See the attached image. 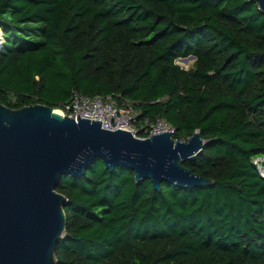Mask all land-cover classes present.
Returning <instances> with one entry per match:
<instances>
[{
	"label": "trees",
	"instance_id": "obj_1",
	"mask_svg": "<svg viewBox=\"0 0 264 264\" xmlns=\"http://www.w3.org/2000/svg\"><path fill=\"white\" fill-rule=\"evenodd\" d=\"M0 102L58 108L76 90L125 99L135 124L200 130L183 189L97 158L62 176L57 264H264V13L252 0H0ZM193 55L185 69L178 59ZM143 134L144 131H141Z\"/></svg>",
	"mask_w": 264,
	"mask_h": 264
},
{
	"label": "water",
	"instance_id": "obj_2",
	"mask_svg": "<svg viewBox=\"0 0 264 264\" xmlns=\"http://www.w3.org/2000/svg\"><path fill=\"white\" fill-rule=\"evenodd\" d=\"M252 1L264 13V0ZM205 144L200 130L188 140L169 131L142 139L46 104L15 109L0 102V264H57L67 221L68 198L56 190L62 176H83L100 158L110 171L132 169L137 184L149 179L157 192L164 181L189 190L209 187L213 180L183 164Z\"/></svg>",
	"mask_w": 264,
	"mask_h": 264
},
{
	"label": "built area",
	"instance_id": "obj_3",
	"mask_svg": "<svg viewBox=\"0 0 264 264\" xmlns=\"http://www.w3.org/2000/svg\"><path fill=\"white\" fill-rule=\"evenodd\" d=\"M58 108L64 116L68 115L77 120V116L80 115L81 118L98 120L102 122V126L106 129L125 128L134 136L142 139L165 131L171 132L172 135L176 132L175 127L169 122L164 119H157L155 122L146 120L143 130H141L144 131L142 134L135 124L138 112L133 104L125 99L122 103H119L112 95L87 96L73 90L70 100ZM255 164L258 166L257 163ZM261 174L264 177V173L261 172Z\"/></svg>",
	"mask_w": 264,
	"mask_h": 264
},
{
	"label": "rangeland",
	"instance_id": "obj_4",
	"mask_svg": "<svg viewBox=\"0 0 264 264\" xmlns=\"http://www.w3.org/2000/svg\"><path fill=\"white\" fill-rule=\"evenodd\" d=\"M0 34L2 35V30H0ZM194 58H184V59H178L177 63L184 67L185 69H189L193 65ZM56 111H59V108L55 109ZM255 163L258 164L260 171L264 173V158H257L254 161Z\"/></svg>",
	"mask_w": 264,
	"mask_h": 264
},
{
	"label": "bare ground",
	"instance_id": "obj_5",
	"mask_svg": "<svg viewBox=\"0 0 264 264\" xmlns=\"http://www.w3.org/2000/svg\"><path fill=\"white\" fill-rule=\"evenodd\" d=\"M55 111H56V110H55ZM57 112L63 114V112H62L61 110H59V111L57 110Z\"/></svg>",
	"mask_w": 264,
	"mask_h": 264
}]
</instances>
